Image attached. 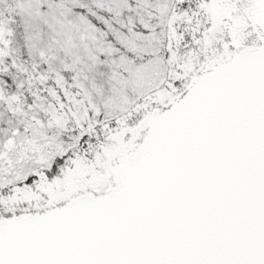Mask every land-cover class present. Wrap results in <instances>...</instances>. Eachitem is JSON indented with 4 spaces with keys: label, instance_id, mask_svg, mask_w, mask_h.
<instances>
[{
    "label": "water",
    "instance_id": "1",
    "mask_svg": "<svg viewBox=\"0 0 264 264\" xmlns=\"http://www.w3.org/2000/svg\"><path fill=\"white\" fill-rule=\"evenodd\" d=\"M229 19L234 59L149 123L121 188L4 217L0 264H264V0Z\"/></svg>",
    "mask_w": 264,
    "mask_h": 264
},
{
    "label": "rangeland",
    "instance_id": "2",
    "mask_svg": "<svg viewBox=\"0 0 264 264\" xmlns=\"http://www.w3.org/2000/svg\"><path fill=\"white\" fill-rule=\"evenodd\" d=\"M197 2L0 0V167L13 166L0 179V220L80 175L102 132L173 87L190 66L180 47ZM100 9L128 10L126 33L92 24Z\"/></svg>",
    "mask_w": 264,
    "mask_h": 264
},
{
    "label": "flooded vegetation",
    "instance_id": "3",
    "mask_svg": "<svg viewBox=\"0 0 264 264\" xmlns=\"http://www.w3.org/2000/svg\"><path fill=\"white\" fill-rule=\"evenodd\" d=\"M236 0H198L188 19L190 38L185 58L190 54V66L180 75L173 87L152 101L135 119L119 125L116 131L99 139L86 170L63 181L52 191L30 203L18 206L16 213L7 216L49 212L85 198L104 196L122 186L121 168L128 159L138 155L149 137V123L173 103L184 98L190 86L203 72L230 63L237 51L231 44L229 15Z\"/></svg>",
    "mask_w": 264,
    "mask_h": 264
},
{
    "label": "trees",
    "instance_id": "4",
    "mask_svg": "<svg viewBox=\"0 0 264 264\" xmlns=\"http://www.w3.org/2000/svg\"><path fill=\"white\" fill-rule=\"evenodd\" d=\"M99 12H101V18H102V20L99 21V19H97L98 18L97 17V14L96 13H93L92 14V17L90 19L92 24L96 25L97 27L99 26L101 28V27H105L106 23H108V24L110 23L111 24V27H113L114 29H118V31L121 32V33L122 32H125L126 33V29L124 28V26L126 25V27H128L129 22H130V19H131V14L129 13L128 10L127 11L125 10L124 12L118 14L116 17H114V16L112 17V15L109 13V11H103L102 9H100ZM112 130L116 131L117 128L114 127V125H113L112 126ZM107 133H109V132L108 131L102 132L100 134L101 139ZM20 147L23 148V151L22 152L25 154L26 158L31 153H34L35 154V152H33L32 150H29L28 149L26 140H23L21 142ZM58 162L59 161H56L55 162V165H57ZM11 168H13V166H11V165H7L6 167H0V179L8 178L11 175L13 173L12 170H11Z\"/></svg>",
    "mask_w": 264,
    "mask_h": 264
}]
</instances>
